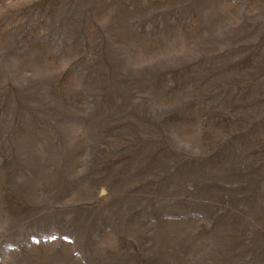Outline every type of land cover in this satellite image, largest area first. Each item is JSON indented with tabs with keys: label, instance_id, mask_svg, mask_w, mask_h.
<instances>
[{
	"label": "rangeland",
	"instance_id": "rangeland-1",
	"mask_svg": "<svg viewBox=\"0 0 264 264\" xmlns=\"http://www.w3.org/2000/svg\"><path fill=\"white\" fill-rule=\"evenodd\" d=\"M0 264H264V0H0Z\"/></svg>",
	"mask_w": 264,
	"mask_h": 264
}]
</instances>
